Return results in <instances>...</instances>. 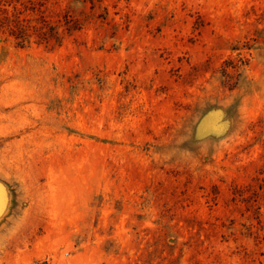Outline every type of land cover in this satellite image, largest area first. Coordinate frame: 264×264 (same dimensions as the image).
I'll list each match as a JSON object with an SVG mask.
<instances>
[{
    "label": "rangeland",
    "instance_id": "obj_1",
    "mask_svg": "<svg viewBox=\"0 0 264 264\" xmlns=\"http://www.w3.org/2000/svg\"><path fill=\"white\" fill-rule=\"evenodd\" d=\"M0 183V264H264V0H0Z\"/></svg>",
    "mask_w": 264,
    "mask_h": 264
},
{
    "label": "water",
    "instance_id": "obj_2",
    "mask_svg": "<svg viewBox=\"0 0 264 264\" xmlns=\"http://www.w3.org/2000/svg\"><path fill=\"white\" fill-rule=\"evenodd\" d=\"M0 186H2V184L0 183ZM2 189H4V188H2ZM6 199V193H5V196H4V200Z\"/></svg>",
    "mask_w": 264,
    "mask_h": 264
}]
</instances>
